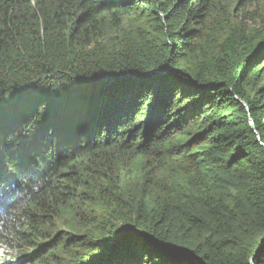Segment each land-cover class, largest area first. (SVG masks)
<instances>
[{
  "label": "trees",
  "instance_id": "1",
  "mask_svg": "<svg viewBox=\"0 0 264 264\" xmlns=\"http://www.w3.org/2000/svg\"><path fill=\"white\" fill-rule=\"evenodd\" d=\"M0 182L21 264H258L264 0H0Z\"/></svg>",
  "mask_w": 264,
  "mask_h": 264
},
{
  "label": "clouds",
  "instance_id": "2",
  "mask_svg": "<svg viewBox=\"0 0 264 264\" xmlns=\"http://www.w3.org/2000/svg\"><path fill=\"white\" fill-rule=\"evenodd\" d=\"M3 184V182H0ZM15 189L11 187L10 185H7V189L4 190L0 188V219L3 217V215L6 212V209L8 208L6 206V196L8 193L14 191ZM1 231V230H0ZM3 246L0 245V264H18L19 263V256H11L4 251H2ZM18 259V261H17ZM22 261V260H21ZM21 261L19 264H21Z\"/></svg>",
  "mask_w": 264,
  "mask_h": 264
},
{
  "label": "snow or ice",
  "instance_id": "3",
  "mask_svg": "<svg viewBox=\"0 0 264 264\" xmlns=\"http://www.w3.org/2000/svg\"><path fill=\"white\" fill-rule=\"evenodd\" d=\"M262 258H264V254L260 253V252H257L256 255L253 257V259L255 261L258 262V264H260Z\"/></svg>",
  "mask_w": 264,
  "mask_h": 264
},
{
  "label": "rangeland",
  "instance_id": "4",
  "mask_svg": "<svg viewBox=\"0 0 264 264\" xmlns=\"http://www.w3.org/2000/svg\"><path fill=\"white\" fill-rule=\"evenodd\" d=\"M254 23H255V22H253L251 19H249V24H250V25H252V26H253V25H254ZM258 30H260V28H258ZM10 257H11V256H10Z\"/></svg>",
  "mask_w": 264,
  "mask_h": 264
}]
</instances>
